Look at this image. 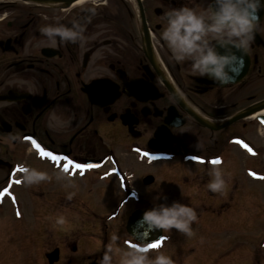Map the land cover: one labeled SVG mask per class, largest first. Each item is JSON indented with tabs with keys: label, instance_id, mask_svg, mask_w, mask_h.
I'll use <instances>...</instances> for the list:
<instances>
[{
	"label": "flooded vegetation",
	"instance_id": "obj_1",
	"mask_svg": "<svg viewBox=\"0 0 264 264\" xmlns=\"http://www.w3.org/2000/svg\"><path fill=\"white\" fill-rule=\"evenodd\" d=\"M55 1L59 6H45L46 0H0V192L8 188L0 196V233L9 237L15 227L28 222L29 233L42 236L45 222L55 220L53 214L45 216V206L55 212L73 207V217L64 215L63 225L69 232L62 225L57 233L51 232L54 246L50 251L38 249V264H97L104 249L98 232L104 234L122 218L126 235L122 241L128 247L139 244L127 233V222L134 212L153 206L160 185L152 174L142 176V186L150 187L153 194L146 200L139 187V164L160 165V170L172 165L175 174L182 168L202 171L207 177L211 161L219 158V166L229 176L233 168L224 166L231 160L229 146L243 149L250 159L259 155V151L248 150L249 141L235 135L252 124L259 127L255 118L218 130L214 126L239 112L264 106V8L259 11V26L248 50L237 53L243 57L242 66L237 63L233 78L219 83L193 71L191 61H176L161 36L166 9L187 5L204 10L210 0ZM73 21L83 27L78 42L52 46L39 32L44 24L70 26ZM36 144L61 159L41 155ZM124 156L133 163L124 165ZM261 156L264 163V152ZM22 164L47 171L51 179L25 184ZM76 164L92 167L78 169ZM247 164L243 167L246 178L252 180V173L264 176L263 170ZM61 169L65 174L58 178ZM146 176H152L153 182L144 183ZM112 185L118 193L115 202ZM230 185L235 198L238 183L231 177L223 193L205 189L206 198L189 195L185 202L198 205L203 212L197 211L194 223L198 227L204 218L215 219L234 204L224 197ZM69 192L75 193L70 200ZM103 199L114 206L98 216L91 205H99ZM129 203L133 205L130 213V209L122 213ZM145 225L151 236L157 232L149 222ZM161 232L159 242L165 236L163 229ZM86 237L93 239V246L91 243L89 250L88 244L80 252L76 241ZM71 244L75 247H68ZM69 249H77L78 256L70 255ZM219 250L210 251L212 259L219 260L213 256ZM195 252L199 264L208 262L207 253ZM250 257L251 251L238 260L248 264Z\"/></svg>",
	"mask_w": 264,
	"mask_h": 264
},
{
	"label": "rangeland",
	"instance_id": "obj_2",
	"mask_svg": "<svg viewBox=\"0 0 264 264\" xmlns=\"http://www.w3.org/2000/svg\"><path fill=\"white\" fill-rule=\"evenodd\" d=\"M244 121L245 123L248 122L246 120ZM255 125L256 124H252L248 126L247 129L235 133V135L249 141L251 149L259 151L258 156L252 152L253 155L250 159L242 153L243 149L238 151L236 147H228L232 148L229 149L231 152L229 159L231 160L230 162H226L224 166H230L233 169L229 170L230 173L229 176H226V179L230 182V177L234 178L238 185L235 198L231 196V193H233L232 185H230L224 197L227 201L231 200L234 202V204L230 205V208L225 207L224 211L217 215L215 219L204 218L201 228L200 226L198 227L197 224H194L193 234L191 236H186L176 229L164 230L165 237L168 236L169 238H164L159 243V246L156 247L158 251H163L165 254L172 256L177 262L180 260V264L182 261L184 264H199L200 259L195 252L197 249L208 254V262L206 264H247V261H241L238 260V258L247 256V253L249 254L251 251L248 264H264V181H261L264 179V176L262 175L260 180L259 175H252V180H249L243 174V167L247 164L246 161L249 162L247 166L250 164L256 171L260 169L264 171V163L261 156V153L264 152V128L261 126L256 127ZM226 134L232 136L233 132H227ZM123 158L124 165L133 163L132 158L125 156ZM159 166L160 165H157V167L151 168L150 166L139 164L137 167V172H139L140 175L139 187L145 199L146 196L149 199L153 196L152 189L150 187H143L141 184L142 176L149 173L154 176L156 180L155 184H160L155 190L157 191L155 197H157L158 194L166 195L168 198L166 201L167 203H171L173 200H180L183 203H187L185 201L190 199L189 195H192L194 199L200 198L201 195L206 198L205 194L202 192L206 189L205 183L203 182L208 180V176L206 177L202 171L194 173L188 169L183 170L181 168L178 169L177 174H175L174 168L170 167L172 165H168L166 169L162 170L159 169ZM179 180L182 181L183 184L175 186V184H179ZM199 183H202L203 186L199 187ZM169 185L171 187H169ZM110 189L114 193L115 197L113 202H115L118 198L116 187L112 185ZM163 189H165V191H163ZM75 192L78 194L77 190H75ZM108 195H110V193ZM216 196L217 195H215V198ZM107 199L109 200L110 196H107ZM154 202L161 203L165 201H163V199H154ZM141 204L144 205V203ZM113 206L114 204L111 206L106 199H103V203L91 205V209H93L98 216H101L105 211L107 213L112 211ZM192 206L196 208L198 205ZM44 208L45 210L42 209V211L45 216H51L52 214V216L60 214L69 215V217L74 216L72 212L73 207H61L59 208V212H55L56 210H53L51 206H45ZM132 208L133 205L129 203L123 208L122 213L127 209H130V213ZM196 210L201 211L199 208H196ZM75 219H77V217ZM92 221L93 217L89 219L88 222ZM124 223L125 218H122L114 222L104 234L103 231L98 232L100 233L101 240L103 239V244L102 242H99V244L105 246L110 243L113 233H119L122 239L126 237L122 232ZM29 225L30 223L28 224L27 222V224L21 228L15 227L13 229V235L9 237L4 235L2 237L0 233V264H38V257H40L38 249L39 251L41 250V252L45 250L50 251L52 249L54 244L50 242L52 239L49 237L53 235L51 232H58V227H60L61 230V225L53 222L52 224L45 222V230L42 236H32L29 233L31 230ZM55 225H57V227ZM26 229L28 234L26 233ZM62 229L67 231L65 225H62ZM18 231H23L28 236L24 234H14ZM45 231L46 233L44 236ZM73 231L79 232L78 229ZM73 231L71 234H73ZM65 235H67V233ZM56 237L55 235V238ZM104 237H106L105 240ZM92 240L93 239L87 237L79 239V241H76L77 244L75 246L78 248V251L82 252L89 248V244L90 250L92 248L91 243L93 246ZM212 240L215 241V243H213ZM75 246L71 244V246L69 245L68 247L74 248ZM192 246L193 251L190 250ZM127 247L128 246L122 240L116 242L114 248L117 257L120 251ZM215 247H217V249L220 247L218 254L213 255L216 259L219 258L217 261L212 259L210 255V251L214 250ZM232 248L233 251L230 252ZM97 249L99 250V245ZM155 250H150L149 255L154 254ZM68 253L73 257L78 256L77 249L75 252L69 249Z\"/></svg>",
	"mask_w": 264,
	"mask_h": 264
},
{
	"label": "clouds",
	"instance_id": "obj_3",
	"mask_svg": "<svg viewBox=\"0 0 264 264\" xmlns=\"http://www.w3.org/2000/svg\"><path fill=\"white\" fill-rule=\"evenodd\" d=\"M262 8L264 0H210L204 10L187 5L172 7L162 13L164 27L161 36L176 61L189 60L193 71L219 83H226L233 78L234 66L237 63L242 66L243 57L237 53L248 50L259 26V11ZM39 32L52 46L57 42H78L83 38V27L78 21H73L70 26L44 24L39 26ZM196 147H201L199 142ZM219 165L220 159L217 163L211 161V166L206 170L208 180L205 188L212 193H223L228 183L227 173ZM21 168V179L27 185L51 179L47 171L27 164H22ZM64 174L61 169L57 177ZM74 195V192H69L67 198L70 200ZM154 199L165 202L154 203L145 210L143 216L146 221L163 230L176 229L186 236L193 234V223L198 220L196 208L180 200L167 203L168 198L163 194H158ZM65 221L63 214L55 216V224L63 225ZM121 240L119 233H113L97 264H178L176 259L163 251L149 255L151 247L143 244L124 248L117 257L114 244Z\"/></svg>",
	"mask_w": 264,
	"mask_h": 264
},
{
	"label": "water",
	"instance_id": "obj_4",
	"mask_svg": "<svg viewBox=\"0 0 264 264\" xmlns=\"http://www.w3.org/2000/svg\"><path fill=\"white\" fill-rule=\"evenodd\" d=\"M263 107H260V108H257V109H254V110H247L245 112H243V114H239L237 116H235L232 120H230L229 122L219 126L218 128L216 127V129H221L223 128L224 126H227L229 125L230 123H233L241 118H244L248 115H251L253 113H255L256 111H259V110H262ZM259 119H263L264 120V116H261ZM152 182V178L151 177H147L145 179V183H150ZM144 213H136L134 214L128 224H127V232L129 234H131L132 236H134L135 238L137 239H140V241H153L157 238V236L153 235V236H149V233H151V230L146 227L145 223L148 222L144 219V216H143ZM55 255V254H54Z\"/></svg>",
	"mask_w": 264,
	"mask_h": 264
},
{
	"label": "snow or ice",
	"instance_id": "obj_5",
	"mask_svg": "<svg viewBox=\"0 0 264 264\" xmlns=\"http://www.w3.org/2000/svg\"><path fill=\"white\" fill-rule=\"evenodd\" d=\"M34 143H35V142H34ZM35 146L40 150L41 155H43V156H45V157H51L53 160H59V159H61V157H58V156L54 155V154L51 153V152L44 151V149L41 148L39 144H36ZM246 147H247V146H246ZM248 150H249V151H252L251 148H249ZM63 159H67V157H64ZM212 162H213V163H217V162H219V159L216 158V159H214ZM75 166H76V168H78V169H86V168L92 167L91 165H84V164H76ZM20 170L23 171V169H20ZM67 170H68V168L66 167V168H65V171H67ZM252 174H253V175H256L255 173H252ZM16 182L19 183V181H16ZM5 193H8V188H4V189H3V192H0V196H3ZM159 243H160V242L157 241L155 244H151V245H149V246H150V247H157V246H159Z\"/></svg>",
	"mask_w": 264,
	"mask_h": 264
},
{
	"label": "bare ground",
	"instance_id": "obj_6",
	"mask_svg": "<svg viewBox=\"0 0 264 264\" xmlns=\"http://www.w3.org/2000/svg\"><path fill=\"white\" fill-rule=\"evenodd\" d=\"M44 5H45V6H48V7L59 6V4H58L55 0H49V1H46V2L44 3ZM261 114H264V110H262V111L256 113V114L253 115L252 117H254V116H260ZM252 117H251V118H252ZM214 127H217V128H218L219 126L217 125V126H214Z\"/></svg>",
	"mask_w": 264,
	"mask_h": 264
}]
</instances>
